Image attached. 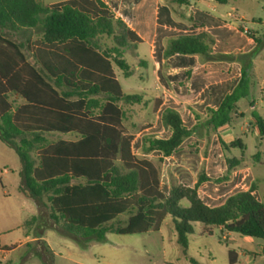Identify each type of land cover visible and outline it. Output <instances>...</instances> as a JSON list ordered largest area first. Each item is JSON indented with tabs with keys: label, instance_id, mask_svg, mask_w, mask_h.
I'll return each instance as SVG.
<instances>
[{
	"label": "trees",
	"instance_id": "obj_1",
	"mask_svg": "<svg viewBox=\"0 0 264 264\" xmlns=\"http://www.w3.org/2000/svg\"><path fill=\"white\" fill-rule=\"evenodd\" d=\"M24 28L39 36L28 55L2 33ZM104 39L113 46L108 47ZM255 42L256 48L249 53L225 54L214 51L215 39L207 32L168 38L166 59L180 54L197 55L204 62H237L242 77L218 109H207L205 117L195 114L197 123L191 129L178 111L165 109L161 121L169 137L145 136L141 152L158 151L169 157L191 136L210 140L231 123L239 113L238 103L250 96L254 85L251 70L264 39L255 38ZM142 43L102 0L51 5L39 0H0V139L20 158V190L46 209L48 216L45 220L34 216L25 227L35 225L38 243L44 245L45 231L53 228L86 247L93 241L106 243L109 233L158 232L170 215L185 249L197 223L210 236L213 227H221L264 240V203L253 194L254 184L224 204L210 207L198 193L200 184L211 180L203 170L195 187L173 183L165 194L162 159L149 160L133 153L134 135L125 125L124 106L140 104L142 98L124 93L115 66L125 78L132 77L134 71L124 54ZM11 95L24 103L14 108ZM252 115L264 137V119L256 111ZM55 134L74 135L76 140L49 142L48 136ZM219 141L225 150L244 147L240 140L230 145ZM233 163L228 160V171L214 181L228 180ZM123 216L127 219L121 220ZM230 256L234 263L233 250ZM52 257L44 264H53Z\"/></svg>",
	"mask_w": 264,
	"mask_h": 264
},
{
	"label": "crops",
	"instance_id": "obj_2",
	"mask_svg": "<svg viewBox=\"0 0 264 264\" xmlns=\"http://www.w3.org/2000/svg\"><path fill=\"white\" fill-rule=\"evenodd\" d=\"M102 1L143 40V43L136 49L138 64L137 72L134 71V74H138L139 81V85L134 89L140 92L137 95L141 96V103L133 106L127 105L124 111L127 114L126 119L129 117L132 121L131 127L127 128L134 135L133 153L149 160L162 159V191L168 194L173 183L195 187L203 170L211 179L201 183L198 188V193L206 205L220 206L231 195L248 191L253 184L256 186L253 194L263 202L261 190L264 192V189H261L259 181L264 180V175L258 176L255 166L246 160L247 145L243 139V136L252 134L264 141L252 112L256 111L263 119L264 115L259 111L260 103L251 96L254 89H258L261 96V107L264 108V88H260L254 81L248 97H252L249 104L251 110L248 109L245 112L240 109L239 103L242 99L238 103L239 113L234 115L231 123L223 127L218 134L213 135L210 140L205 137L191 136L169 157H164L158 151L144 155L141 149L145 136L151 135L159 139L169 137L170 132L163 127L161 121L165 109L172 108L178 111L185 126L191 129L197 123L195 114L205 117L207 109H218L225 97L234 91L242 77V67L237 62H204L197 55L180 54L166 59L164 50L168 38L207 32L215 39V52L249 53L256 48L255 38L264 39V29L245 25V15L238 10L237 6L230 5V0L225 4H220L216 0H188L186 5L169 4L167 0ZM252 21L255 23L256 19L253 18ZM258 22L262 24L261 19H258ZM246 31L249 34H246ZM2 33L20 46L26 55L29 54V47L32 48L35 41L39 39L34 30L26 28ZM263 55L264 48L254 58L252 77L258 62L263 61ZM28 60L32 61L31 58ZM121 86L124 91L122 83ZM127 89L133 90L130 86H127ZM10 101L13 102L14 108L24 103L16 95H11ZM252 102L255 103L253 107ZM136 106L148 121H135ZM153 120H155L154 123ZM156 127L159 128L157 132L154 131ZM162 133L166 136L159 135ZM61 136L63 140H69L64 138L68 135ZM220 138L227 145L240 140L244 147H230L225 150L220 144ZM134 146H136V151ZM3 147L12 149L0 139V150H4ZM228 160H234L235 165L229 179L219 183L215 182L214 180L223 177L228 171ZM255 161L261 167L264 166L262 152L255 156ZM216 228L226 233L221 227ZM36 236L32 231L26 230L25 237L19 245L0 248L2 258L5 259L7 254L20 250L28 243L40 240ZM50 236L51 234L45 231L41 240L46 243L47 251L53 256V264H94L92 259L83 254L74 243L64 242L68 247V253L58 251L60 249L53 245Z\"/></svg>",
	"mask_w": 264,
	"mask_h": 264
},
{
	"label": "rangeland",
	"instance_id": "obj_3",
	"mask_svg": "<svg viewBox=\"0 0 264 264\" xmlns=\"http://www.w3.org/2000/svg\"><path fill=\"white\" fill-rule=\"evenodd\" d=\"M49 5L66 0H40ZM230 5L234 4L238 10L245 15V25L248 27H260L264 29V0H230ZM255 18V23L252 19ZM262 20V24L258 22ZM261 25V26H260ZM108 47L113 46L111 40L104 39ZM126 61L131 65L133 71L137 72L138 58L135 49L127 50L124 54ZM264 57V55H263ZM115 72L121 81L126 94H140L136 88L139 85L138 74L125 78L123 72L115 66ZM252 80L260 88H264V58L259 61ZM130 86L133 90L127 89ZM262 106L261 96L258 89H254L252 95ZM252 97L243 99L240 103L242 111L251 110L249 106ZM125 107V106H124ZM259 111L264 115V108ZM135 121L145 122L147 117L134 109ZM134 119V118H133ZM148 121V120H147ZM131 119H126L127 127H131ZM155 120H153V123ZM134 129V128H132ZM154 131H159L156 127ZM165 137V134H159ZM64 138L74 140L75 136L68 135ZM63 139L61 135L48 136L49 142H56ZM247 145L245 157L248 163L255 166L258 176L264 175V166L261 167L255 156L262 152L264 156V141L252 134L243 136ZM0 150V248L16 247L23 241L25 232L32 231L36 235L35 225L25 227V222L34 216H40L44 220L48 219L46 209H40L36 202L26 196L21 190L22 175L21 161L13 149ZM136 151V146H134ZM239 151V150H238ZM261 189H264V180L259 181ZM263 203L264 192L261 190ZM123 216L121 220H126ZM213 234L203 233V227L195 224L194 233L187 238L188 246L185 249L178 240L173 218L168 215L158 232H149L139 235H118L109 233L106 243L90 242L86 247L80 246L75 240L62 235L53 228H48L53 245L60 249L58 251L66 254L69 252L66 243H74L80 248L83 254L88 255L94 264H264V240L255 239L238 233H223L218 228L213 227ZM61 247V248H59ZM236 253L234 263H231L230 251ZM44 255V256H43ZM43 256V257H41ZM2 258V264H44L45 260H50L51 255L47 251L46 245L32 242L26 244L20 250H14ZM55 264V263H54Z\"/></svg>",
	"mask_w": 264,
	"mask_h": 264
},
{
	"label": "built area",
	"instance_id": "obj_4",
	"mask_svg": "<svg viewBox=\"0 0 264 264\" xmlns=\"http://www.w3.org/2000/svg\"><path fill=\"white\" fill-rule=\"evenodd\" d=\"M245 33H246V34H249V32H248V31H246Z\"/></svg>",
	"mask_w": 264,
	"mask_h": 264
}]
</instances>
